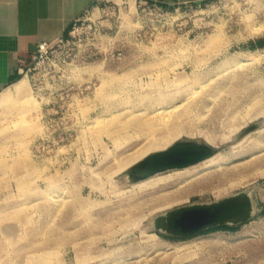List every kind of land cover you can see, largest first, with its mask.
<instances>
[{
    "label": "rangeland",
    "instance_id": "rangeland-1",
    "mask_svg": "<svg viewBox=\"0 0 264 264\" xmlns=\"http://www.w3.org/2000/svg\"><path fill=\"white\" fill-rule=\"evenodd\" d=\"M116 4L0 91V264H264V0ZM177 144L215 160L127 184ZM244 192L237 230L147 229Z\"/></svg>",
    "mask_w": 264,
    "mask_h": 264
},
{
    "label": "crops",
    "instance_id": "crops-1",
    "mask_svg": "<svg viewBox=\"0 0 264 264\" xmlns=\"http://www.w3.org/2000/svg\"><path fill=\"white\" fill-rule=\"evenodd\" d=\"M99 1L104 0H0V91L18 81V69L31 66L38 44L53 43L64 37L73 23ZM132 1H145L170 10L209 0Z\"/></svg>",
    "mask_w": 264,
    "mask_h": 264
},
{
    "label": "water",
    "instance_id": "water-1",
    "mask_svg": "<svg viewBox=\"0 0 264 264\" xmlns=\"http://www.w3.org/2000/svg\"><path fill=\"white\" fill-rule=\"evenodd\" d=\"M210 153L211 150L194 144H177L162 153L149 156L131 169L130 181L186 168L202 161ZM240 195L209 205L174 209L155 217L147 229L173 237H188L221 225L237 226L246 223L252 217L253 210L249 204L248 192Z\"/></svg>",
    "mask_w": 264,
    "mask_h": 264
},
{
    "label": "built area",
    "instance_id": "built-area-1",
    "mask_svg": "<svg viewBox=\"0 0 264 264\" xmlns=\"http://www.w3.org/2000/svg\"><path fill=\"white\" fill-rule=\"evenodd\" d=\"M110 4V8L112 14L115 13L116 10H118V5L114 1L110 0H104V1H99L93 7H90L87 9L83 16L75 21L70 28V30L67 32L68 36H72V33L76 30V27L79 23L82 22V18L86 16L89 12L91 11H99L100 8L105 7L106 4ZM136 4H138V7L141 9L142 12H148V13H157L160 15H168V12H165L162 8L158 7L155 4H150L145 1H137ZM201 3L198 4H190V8L193 7H199ZM188 4H183V5H178L176 8H173L172 11L177 12L180 8L187 7ZM106 8V7H105ZM63 42V37L57 39L53 43H40L37 45L32 57H31V66L27 69H18V75H27L31 71H35L37 69H40L41 67L45 66L46 64L49 63V58L51 57L53 53V48L57 47L59 44Z\"/></svg>",
    "mask_w": 264,
    "mask_h": 264
},
{
    "label": "bare ground",
    "instance_id": "bare-ground-1",
    "mask_svg": "<svg viewBox=\"0 0 264 264\" xmlns=\"http://www.w3.org/2000/svg\"><path fill=\"white\" fill-rule=\"evenodd\" d=\"M264 29H255V30H253V32L256 34H262V33H260V32H262ZM254 33H251V34H254ZM21 87H22V83L21 82H19V83H17V85L15 86V91H17L18 89H21ZM164 152V151H163ZM162 153V152H161ZM208 159V160H207ZM205 160H207V161H209L208 163H210V164H212L213 163V161L215 160V157H214V154H213V152L212 153H210L206 158H204L202 161H205ZM202 161H200V162H202ZM200 162H198V163H200ZM198 163H196V164H198ZM193 165H195V164H193ZM193 165H190V166H193ZM190 166H188V167H190ZM182 169V168H181ZM150 177V176H149ZM127 176H126V180H127ZM146 178H148V177H146ZM146 178H144V179H146ZM128 179H130V178H128ZM144 179H141V180H144ZM141 180H138V181H141ZM123 181L125 182V180L123 179ZM135 181H129V182H127V183H134ZM126 183V182H125ZM238 197H240L241 195H237ZM243 196V195H242ZM222 201V200H221ZM218 202H220V201H218ZM218 202H215V203H218ZM213 204V203H212ZM204 205H209V204H204ZM252 209V208H251ZM254 213V212H253ZM164 215V214H163Z\"/></svg>",
    "mask_w": 264,
    "mask_h": 264
},
{
    "label": "trees",
    "instance_id": "trees-1",
    "mask_svg": "<svg viewBox=\"0 0 264 264\" xmlns=\"http://www.w3.org/2000/svg\"><path fill=\"white\" fill-rule=\"evenodd\" d=\"M244 224H242V225H240V226H238V227H236V228H228L229 230H237L238 228H240V227H242Z\"/></svg>",
    "mask_w": 264,
    "mask_h": 264
}]
</instances>
